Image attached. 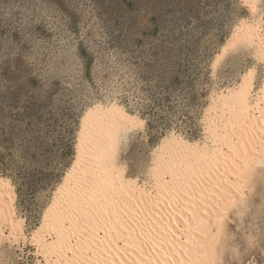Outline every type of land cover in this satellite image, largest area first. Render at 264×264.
Wrapping results in <instances>:
<instances>
[{
  "label": "snow or ice",
  "instance_id": "snow-or-ice-1",
  "mask_svg": "<svg viewBox=\"0 0 264 264\" xmlns=\"http://www.w3.org/2000/svg\"><path fill=\"white\" fill-rule=\"evenodd\" d=\"M195 4L196 13L188 27L193 33L205 37V33L210 31L209 25L220 20L219 8L225 7L226 0H195ZM227 7L233 12L239 9V15L253 21L250 24L253 38L255 18L260 19L264 30V0H232ZM3 23L0 20V25ZM241 23L237 22V29ZM4 35L6 29L0 26V38ZM209 43L205 37L204 44L195 50L194 64H203L206 73L211 68L217 79L228 75L230 61L251 56L252 48L248 40L227 45L226 55L219 49L209 51ZM16 58L26 63L33 59L29 50L17 44L0 55V68L6 69L9 61ZM70 63V76L61 77L69 80L70 84L67 89L61 88L54 105L47 85L36 95L25 89L19 101L21 107L37 99L44 102L48 115L58 117V127L48 119L43 125L36 122L32 128L33 136L18 138L14 150L0 155V164L4 163L5 156L18 164L23 163L26 144L41 153L45 167L53 161L59 164V145L71 129L79 141L75 145L79 155L72 162L68 175L75 178L78 171H83L78 185L81 190L78 191L77 186L65 177L66 183L55 188L54 194L52 189L42 192L32 203L33 218L38 227L33 225L29 231L26 225L17 226L14 223L11 232L0 236V264H101V258L119 244L122 237L128 239L124 237V232L131 236L137 227L140 231L136 232L135 239L140 241L138 247L141 250L146 243L144 237L148 238L150 251L155 250L157 244L161 250L169 245L167 251L172 252V258L166 262L157 261V264H264V228L259 237L252 239L243 237L241 231L242 221L250 215L249 190L253 193L252 202H260L264 218V100L258 105L260 115L255 118V123L251 122L252 109L249 108L250 97L260 100L264 95V47L248 60L249 66L243 72L244 83L232 91L225 103V127L231 123L233 133L239 131L238 138L233 135L234 147L239 149L240 141H244V150L237 154L230 150L223 163L213 151H200L198 148L190 152L178 149L173 153L158 148L152 152L151 161L147 162L146 153L140 145L151 124L146 126L142 115L138 114L140 103L146 98L141 95L129 101L122 88L109 86L95 77L90 71V62L82 63L78 54H72ZM122 70L129 71L126 67ZM84 80L88 81L87 87L82 85ZM205 86L209 90L214 87L207 75L200 87ZM10 87L7 80L0 79V102L8 95ZM184 100L181 95L174 103L182 110ZM246 112L248 115H245ZM66 113L73 114L74 120L65 122ZM0 116L11 117L3 103H0ZM180 119V111L173 108L164 114V126L171 128ZM98 137L105 139L102 159L91 156V146ZM182 138L183 134L177 138L173 133L165 137V141L181 145ZM256 141H259L261 149L258 163L254 156L256 150L247 147ZM129 153L135 160L132 167L123 163L127 159L125 154ZM93 159H99V162L90 166ZM121 169L125 175L120 174ZM169 172L173 180L171 187L165 186L170 197L166 207L171 211L164 218L168 224L157 228L150 215L141 218V212L151 213L149 202L144 197L151 196L159 186L161 176ZM117 177L119 186L115 183ZM2 183L3 179H0ZM11 183L9 181V187ZM137 192L140 193L139 198ZM32 194L37 196L35 191ZM107 202L118 206L119 210L108 208ZM101 204L104 205L102 208ZM157 204L158 201L151 207ZM209 207L214 210V216L204 211ZM182 213L188 214L187 219ZM20 216L25 218V213L21 211ZM174 220L179 222L172 223ZM160 223L163 224V219ZM146 224L152 225L147 232L144 230ZM101 232L103 236H100ZM173 248L177 251L173 252ZM106 264H126V261L113 259ZM134 264H148V261L145 258Z\"/></svg>",
  "mask_w": 264,
  "mask_h": 264
},
{
  "label": "rangeland",
  "instance_id": "rangeland-1",
  "mask_svg": "<svg viewBox=\"0 0 264 264\" xmlns=\"http://www.w3.org/2000/svg\"><path fill=\"white\" fill-rule=\"evenodd\" d=\"M231 3L226 0L225 7L219 8L220 20L213 21L205 33L211 52H221L237 22L247 20L239 15V9L233 12L227 7ZM0 13V20L4 21L0 26L6 29V35L0 38V55L19 44L33 57L27 63L16 58L9 61L6 69L0 68V79L11 85L0 102L11 113L10 118L0 116V155L14 150L18 138L32 137L36 122L43 125L48 119L58 127V117L48 115L44 102L37 99L21 107L19 101L25 89L36 95L47 85L54 105L61 88L67 89L70 84L61 77L70 76L72 54H78L82 63L90 62L95 77L122 88L129 101L141 95L146 98L140 103L138 114L151 124L140 145L147 162L150 150L171 130L183 134L189 143L203 138L202 120L211 95L237 82L249 66L248 60L255 56L252 49L248 58L241 56L230 61L228 75L219 79L211 68L206 73L203 64L195 65V50L205 42V37L188 27L196 13L195 0H0ZM206 75L213 81L212 91L200 87ZM82 85L87 87L88 81ZM181 95L185 98L182 110L174 103ZM173 108L180 111L181 119L169 128L164 126L163 116ZM72 120L74 115L66 113L64 121ZM77 143L74 131L69 129L59 145V164L53 161L45 167L41 153L30 144H26L23 163L5 156L0 164V178L14 184L18 212L25 213L29 231L33 225L38 226L33 218V201L48 189L55 193L77 157ZM125 155L124 162L132 167L133 154ZM34 191L37 196H33ZM253 199L252 193L250 215L241 224L243 237L248 239L259 237L264 228L260 202L253 203Z\"/></svg>",
  "mask_w": 264,
  "mask_h": 264
},
{
  "label": "bare ground",
  "instance_id": "bare-ground-1",
  "mask_svg": "<svg viewBox=\"0 0 264 264\" xmlns=\"http://www.w3.org/2000/svg\"><path fill=\"white\" fill-rule=\"evenodd\" d=\"M252 23L253 21H249L248 19L243 20L242 23L240 24L239 29H237L236 27L235 31L232 34L231 39L226 44L223 45V50L220 53H224L226 55L225 53L226 46L231 45L234 41L242 42L244 40H248L249 45L254 51V55H256L257 51H259L261 47H264V34H262L264 30H262L261 28L260 19L258 17L255 18L254 19L255 36L253 38V35L250 32V24ZM240 76L241 78L238 81L236 80L237 82H235L232 86L222 88L220 91H215L213 94L211 92L212 90L210 91L212 94L210 98V103L206 108V112L202 120L204 124L203 138L196 140L194 143L192 142L189 143L187 142L185 136H183L182 144L177 145L171 141L168 142L165 141V137H170L172 136L173 133L175 137L177 138L181 137L182 135L181 133H178L175 130H171L167 134H165L162 140L150 150V153L152 154V152L157 150L158 148L168 153H173L178 149L184 152H190L192 149L198 148L200 151H206V150L213 151L214 155L219 159L221 163H223L225 157L228 156L230 150L232 151L233 154H237L238 151H243L244 141H240L241 147L239 149H236L234 147L233 135L238 138L240 135L239 131H235V133H233V128L231 123H228L227 126L225 127V124L223 122V113H224L225 103L227 102V98L231 95L233 90L239 89L241 85L244 83L243 73ZM261 100H264V95H261L260 100H258L256 97H250L249 108L252 109V120H251L252 123H255V118L260 115L258 105L261 103ZM245 115H248V113L246 112ZM145 122L147 126L148 125L147 120H145ZM237 127L239 128V125ZM245 139L247 138L245 137ZM247 147L249 149L254 148L256 150L254 156L256 158V163H258L261 152V149L259 147V141L251 143ZM104 149H105V139L103 137H98L96 139L95 144L91 146V156L94 158L102 159ZM78 155L79 153L77 151V156ZM151 159H152V155H150L149 162L151 161ZM98 162L99 159H93L91 161L90 166H94ZM123 163L126 162L123 161ZM66 173L67 174H65L66 175L65 177H68V179L72 181L73 185L77 186L78 191L81 190L78 187V185L80 179H82L83 177V171H78L75 178L69 177L68 172ZM120 174L125 175L123 169H121ZM65 177H64V181H62V183H60L59 186L61 184L66 183ZM0 179H3V183L0 184V236H3L6 232H11L14 223L17 226H19L20 224H24L27 226V222L26 219L22 218L19 215L18 206H17V195L15 192L14 184L11 183V187H9L10 180L8 179L6 180L4 178H0ZM172 180H173V176L171 172H169L168 175H162L160 184L158 187L155 188L154 191H152V195L144 197L149 202L151 213L148 214L145 212H141V218H143L145 215H150L151 219L156 222L155 226L157 228H163L164 224H168V220L164 218L168 217L171 209H168L166 207L170 197L166 192L165 186L167 185V187H171L170 182ZM115 183L117 184V186H119L120 180L118 177L116 178ZM250 194H252L251 190L248 191L247 194L248 199L250 198ZM136 195L137 198L140 197L139 192H137ZM156 201H158L157 206L152 208L151 207L152 204ZM103 206H104L103 204L100 205L101 208ZM107 207L112 209L113 211L119 210L118 206L114 207L111 204V202H107ZM204 211L208 212L210 216L215 215L214 210L210 207L204 209ZM189 212H191L190 208H189ZM133 215H135L134 212ZM182 215L184 216V219H187L188 214L182 213ZM161 219H163V224L160 223ZM178 222L179 221L174 220L172 223H178ZM151 226H152L151 224H146L144 229L145 232H147L149 227ZM169 227H171V225H169ZM139 231L140 229L137 227L136 232ZM136 232L131 233V236H129L128 232H124V237H128V239L125 240L122 237L121 242L115 245L114 247H112L110 251H107L106 256L104 258H101V264H106V261L111 262L113 259L126 261V264H134V262H139L145 258L147 259L148 264H157V261L166 262L167 259L172 258V252L167 251V248L169 246L168 244L165 245L164 250H161L159 248V245L157 244L155 246V250L150 251V244L147 242L148 241L147 237H144L146 243L143 250H141L138 247L140 241L138 239H135ZM103 235L104 233L101 232L100 236ZM105 243H107V241H105ZM172 251L176 252L177 249L173 248ZM176 258L179 259L178 256ZM93 259L95 260L96 257H93Z\"/></svg>",
  "mask_w": 264,
  "mask_h": 264
}]
</instances>
